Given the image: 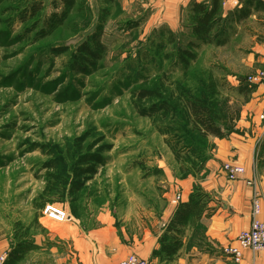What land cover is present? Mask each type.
<instances>
[{
	"label": "rangeland",
	"instance_id": "rangeland-1",
	"mask_svg": "<svg viewBox=\"0 0 264 264\" xmlns=\"http://www.w3.org/2000/svg\"><path fill=\"white\" fill-rule=\"evenodd\" d=\"M166 1L77 0L46 36L41 21L31 30L32 20L20 22L13 4H0L1 229L10 224L12 236L30 235L37 207L46 202L73 209L88 227L99 226L102 213L116 230L154 223L187 181L193 180L192 190L199 187L216 147L217 137L192 127L182 99L205 96L223 138L260 120L264 91L247 77L264 66V8L254 1L250 15L236 20L244 0H222L225 30L217 35L219 23L214 42L201 43L191 34L190 3L169 26L174 14ZM56 10L44 0L43 16ZM100 20L102 58L87 74H76L70 56ZM223 37L224 44L215 43ZM190 41L196 58L183 67L175 56ZM59 47L66 50L58 53ZM141 88L161 92L174 110L141 116L137 105L151 101L132 99ZM171 146L181 156L191 153L195 168L178 162ZM86 166L95 172L79 173ZM83 180L80 190L70 191ZM20 215L34 218L23 224Z\"/></svg>",
	"mask_w": 264,
	"mask_h": 264
},
{
	"label": "crops",
	"instance_id": "crops-1",
	"mask_svg": "<svg viewBox=\"0 0 264 264\" xmlns=\"http://www.w3.org/2000/svg\"><path fill=\"white\" fill-rule=\"evenodd\" d=\"M192 1L204 0L165 2L174 14L167 21L169 26L177 22L180 7ZM262 88L264 91V86ZM262 124L260 120L254 119L251 123L240 124L244 127L239 131L236 130L225 138L215 139L216 147L212 157L205 165L204 175L198 180L200 189L210 197V210L199 220L201 228L197 235L192 228L185 229L183 246L173 260L158 262L151 254L153 249L157 248L158 238L164 229L160 225H166L177 205H167L161 217L156 218L154 223L149 222L134 229L124 224L120 230H116L104 213L98 216L99 226L88 227L72 214L69 207L58 205L64 207L71 218L62 221L46 219V216L42 215V209H39L36 228L30 235L26 233L22 238L31 241L36 248L26 252L15 264H117L121 258L131 253L157 264H264V250H243L239 263L232 262L221 253L225 246L235 242L240 231L249 226L252 188L245 181L251 177L255 178L259 186L261 201L258 218L264 222ZM227 159H234L244 167L245 172L241 178H226L221 165ZM193 183V180L187 181L183 186L182 201L188 199ZM33 218V215H20L17 220L30 224ZM10 227L8 224L6 229L0 228V254L8 253L20 239L12 236Z\"/></svg>",
	"mask_w": 264,
	"mask_h": 264
},
{
	"label": "trees",
	"instance_id": "trees-1",
	"mask_svg": "<svg viewBox=\"0 0 264 264\" xmlns=\"http://www.w3.org/2000/svg\"><path fill=\"white\" fill-rule=\"evenodd\" d=\"M6 1L13 4L12 10L17 12V18L20 22L32 20L31 30L36 28L41 21V36H46L61 26L77 3V0H51L52 6L57 10L51 12L48 16H43L41 12L44 9V0H0V4ZM108 1L112 2L113 0ZM254 1L256 2L255 8H264V2L261 0H244L245 5L236 8L234 11L236 20L245 19L250 15V5ZM189 11L191 21L190 30L195 40L201 43L214 42L211 33L215 26H219V23H221V28L217 35L223 34L225 30V21L227 19L223 17L222 0L192 1ZM101 33L102 20L99 21L95 32L90 38L82 41L72 52L68 65L76 74H87L96 67L97 62L102 58L105 47L100 40ZM225 42L226 38L223 37L221 40L217 39L215 43L221 45ZM195 46L197 45L193 41H190L187 48H178L175 56L177 59L176 61L183 67H188L196 58V54L191 50V48ZM55 50L60 53L65 51L66 48L59 47ZM133 98H136L137 101L151 100L147 107H144V105H137L138 113L141 116L153 117L160 112L168 114L171 110H174V106L162 96L161 92L151 88L136 89L132 93V99ZM182 100L187 117L190 119V124L194 129L198 130L201 136L211 135L217 138L224 137V132L215 122V113L212 103L207 100L205 96L200 98H184ZM171 150L178 162L181 164L188 163L191 168H195L197 163L193 161L194 158L191 153H185L181 156L176 151L175 147L171 146ZM90 159L92 158H89V160ZM84 163L88 164V160L84 161ZM94 172V169L86 166L84 169H81L79 173L93 174ZM83 186L84 180L82 182L75 181L71 185L70 191L80 190ZM47 187L48 186H46V188ZM209 201L210 197L204 193L200 187H194L188 199L186 201H181L176 206L171 218L166 223L163 232L158 238V246L153 249L151 254L152 258L157 259L158 262L173 260L183 246L185 229L188 227L192 228L195 233L198 227V231H200L199 229L201 226L199 220L204 213L210 210ZM44 205L37 207V209H42ZM71 212L75 215L73 209H71ZM26 233L27 232L19 234L20 236H17V233H15L13 237H18V239H20L17 240L15 245L7 253L4 264H15L18 260L23 258L26 252L36 248V245L31 241L22 239Z\"/></svg>",
	"mask_w": 264,
	"mask_h": 264
},
{
	"label": "built area",
	"instance_id": "built-area-1",
	"mask_svg": "<svg viewBox=\"0 0 264 264\" xmlns=\"http://www.w3.org/2000/svg\"><path fill=\"white\" fill-rule=\"evenodd\" d=\"M264 2V0H261ZM250 85L259 84L264 86V67L257 69L254 74L247 77ZM259 119L264 123V110L259 114ZM222 171L229 180L239 179L243 176L245 169L236 162H224ZM245 183L252 188L251 196V216L249 226L240 231L233 244L225 246L221 253L224 257L234 263H239L242 259L243 250L252 252L264 250V222L260 221L258 214L260 212L261 194L259 186L254 177L246 179ZM182 201L181 192H176L171 201L172 204L178 205ZM42 215L48 219L58 221L68 220L71 216L66 212L64 207L53 203H46L42 208ZM7 253L0 254V264H4ZM117 264H153L150 259L140 257L134 253L128 254L121 258Z\"/></svg>",
	"mask_w": 264,
	"mask_h": 264
}]
</instances>
